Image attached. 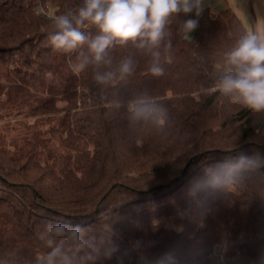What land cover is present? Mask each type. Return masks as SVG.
I'll return each mask as SVG.
<instances>
[{"label":"trees","instance_id":"16d2710c","mask_svg":"<svg viewBox=\"0 0 264 264\" xmlns=\"http://www.w3.org/2000/svg\"><path fill=\"white\" fill-rule=\"evenodd\" d=\"M82 2L0 0V122L24 127L0 131V258L34 264L48 222L99 237L130 213L118 240L125 264L173 244L187 264H264V169L207 183L220 162L264 154V114L211 92L223 51L247 29L241 18L208 7L189 40L178 17L164 76L138 55L133 77L104 88L47 43L52 18ZM134 51L113 49L114 66ZM144 91L168 108L162 125L129 124L128 101Z\"/></svg>","mask_w":264,"mask_h":264},{"label":"clouds","instance_id":"9594fccd","mask_svg":"<svg viewBox=\"0 0 264 264\" xmlns=\"http://www.w3.org/2000/svg\"><path fill=\"white\" fill-rule=\"evenodd\" d=\"M210 0H83L52 18L53 29L47 43L53 51L75 54L71 70L80 74L92 70L96 85L107 88L127 82L138 67L137 56L149 58L147 73L153 78L165 75L166 59L173 49L171 25L180 16L178 31L185 39L199 28ZM85 26L95 33L84 31ZM131 47V54L115 61L112 50ZM216 79L211 92L240 104L255 114H264V24L238 33L223 51L216 66ZM116 107H120L116 102ZM129 124L162 125L168 108L148 91L128 101ZM264 169V154L242 153L234 161L220 162L208 177L212 186L227 184L237 174ZM131 214L123 215L119 224H111L105 234L89 236L81 224L58 220L48 222L37 232L46 251L34 264H125V254L118 243ZM138 248L144 241L135 242ZM16 253L0 258V264H11ZM188 257L179 244L161 249L151 258L139 257V264H187Z\"/></svg>","mask_w":264,"mask_h":264},{"label":"crops","instance_id":"0c3cea01","mask_svg":"<svg viewBox=\"0 0 264 264\" xmlns=\"http://www.w3.org/2000/svg\"><path fill=\"white\" fill-rule=\"evenodd\" d=\"M208 7L215 12L233 9L246 28L264 24V0H210Z\"/></svg>","mask_w":264,"mask_h":264},{"label":"rangeland","instance_id":"374dc122","mask_svg":"<svg viewBox=\"0 0 264 264\" xmlns=\"http://www.w3.org/2000/svg\"><path fill=\"white\" fill-rule=\"evenodd\" d=\"M21 130H24V127L21 126H13L11 124H9L8 120H4L2 122H0V131H2L3 133H7L11 136H15L17 134H19V132Z\"/></svg>","mask_w":264,"mask_h":264}]
</instances>
